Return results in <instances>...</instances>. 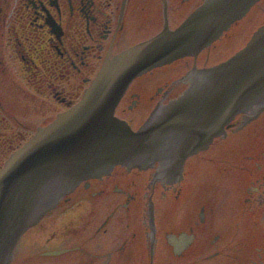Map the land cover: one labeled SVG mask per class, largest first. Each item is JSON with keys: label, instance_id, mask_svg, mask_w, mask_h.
Instances as JSON below:
<instances>
[{"label": "flooded vegetation", "instance_id": "1", "mask_svg": "<svg viewBox=\"0 0 264 264\" xmlns=\"http://www.w3.org/2000/svg\"><path fill=\"white\" fill-rule=\"evenodd\" d=\"M190 1L0 0V168L39 127L78 102L107 58L160 32L166 17L176 27L197 7ZM153 13L158 21L147 26ZM211 47L135 79L116 115L138 128L182 93L197 69L223 61L211 62ZM38 95L55 108L40 120ZM33 261L264 264V110L238 114L185 160L174 183L160 164L117 165L81 182L24 233L10 264Z\"/></svg>", "mask_w": 264, "mask_h": 264}, {"label": "water", "instance_id": "2", "mask_svg": "<svg viewBox=\"0 0 264 264\" xmlns=\"http://www.w3.org/2000/svg\"><path fill=\"white\" fill-rule=\"evenodd\" d=\"M259 1L203 0L174 29L166 17L159 33L107 58L81 99L11 154L0 169V264L11 263L22 235L81 182L117 165L145 170L160 164L174 183L185 160L224 134L237 114L264 110L263 23L230 58L196 70L188 87L139 128L115 113L133 80L198 56L216 41L205 51L210 54Z\"/></svg>", "mask_w": 264, "mask_h": 264}, {"label": "rangeland", "instance_id": "3", "mask_svg": "<svg viewBox=\"0 0 264 264\" xmlns=\"http://www.w3.org/2000/svg\"><path fill=\"white\" fill-rule=\"evenodd\" d=\"M202 0H191V4L194 5L195 3H200ZM154 17L150 18L149 24L146 23L148 26L155 25V21H158V17L156 13H153ZM184 14V13H183ZM182 14V15H183ZM262 23H264V3H259L256 7L255 12H250L249 18L237 23L232 27V29L221 39V41L217 44V46L213 49V51L210 54H206L207 56H210L211 62L221 61L225 58L231 56L236 50L241 48L245 45V43L250 38L251 34L254 30L257 29L258 26H260ZM28 93L33 95L29 90H26L24 93L25 95H28ZM49 100V99H48ZM32 102H35V100H32ZM37 103L44 106L43 109L37 110V120L42 119L44 116H49L47 114L49 102H44V98L38 95ZM40 106V105H39ZM54 105L51 103V107ZM47 107V108H46ZM51 107L49 109H51ZM53 109H55L53 107ZM53 114L52 116H54ZM35 253V252H34ZM45 263V262H44ZM23 264H36L35 261L31 262H24ZM43 264V263H41Z\"/></svg>", "mask_w": 264, "mask_h": 264}, {"label": "bare ground", "instance_id": "4", "mask_svg": "<svg viewBox=\"0 0 264 264\" xmlns=\"http://www.w3.org/2000/svg\"><path fill=\"white\" fill-rule=\"evenodd\" d=\"M249 14H250V12H249ZM180 24H181V23H180ZM180 24H178V25H180ZM178 25H177V26H178ZM177 26H176V27H177ZM176 27H174V28H176ZM174 28H173V29H174ZM13 256H14V255H13ZM12 260H13V259H12ZM11 262H12V261H11Z\"/></svg>", "mask_w": 264, "mask_h": 264}]
</instances>
